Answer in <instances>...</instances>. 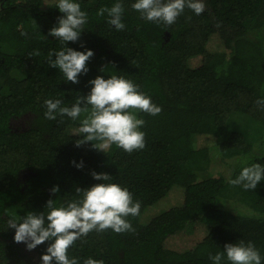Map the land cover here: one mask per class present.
<instances>
[{
    "label": "trees",
    "instance_id": "16d2710c",
    "mask_svg": "<svg viewBox=\"0 0 264 264\" xmlns=\"http://www.w3.org/2000/svg\"><path fill=\"white\" fill-rule=\"evenodd\" d=\"M77 2L88 22L66 47L93 57L72 84L48 64L49 52L62 47L48 36L62 16L57 0H0V264H26L10 220L47 211L49 199L66 205L76 188L103 183L93 171L126 187L141 208L127 218L134 232L93 231L77 240L68 255L79 264L89 257L104 264H212L210 254L240 240L253 242L264 264V180L255 190L228 183L243 167L264 166V110L256 105L264 98V0H203L201 15L185 9L171 26L142 20L131 8L135 0H122L123 31L96 15L116 0ZM35 50L40 55L30 56ZM112 75L132 81L162 108L154 117L136 113L146 121L142 150L76 147L86 114L44 118L46 99L70 107L91 91L90 80ZM24 115L32 117L29 127L15 130L12 120ZM201 228L192 246L171 245ZM49 243L34 249L39 258Z\"/></svg>",
    "mask_w": 264,
    "mask_h": 264
},
{
    "label": "clouds",
    "instance_id": "9594fccd",
    "mask_svg": "<svg viewBox=\"0 0 264 264\" xmlns=\"http://www.w3.org/2000/svg\"><path fill=\"white\" fill-rule=\"evenodd\" d=\"M56 8L62 14L58 23L48 36L60 41L59 51L49 52V67L56 68L63 74L67 82L78 84V77L87 74V64L93 57L91 50L75 51L66 47L68 42H77L84 25L88 22V14L81 10L77 0H57ZM132 10L140 14L147 22L173 25L185 9L199 16L205 11L203 0H135ZM125 12L122 0H116L111 7H100L98 17H107L106 23L116 31H123ZM190 19V17H189ZM27 36V33H21ZM81 47H84L81 44ZM39 50L30 56H39ZM54 57V59H52ZM104 71V69H102ZM91 91L86 96L77 95L71 106L64 105L61 99H46L44 118L50 121L57 116L68 117L75 121L86 114L80 121L78 136L83 139L76 141V147L91 144L92 148L104 153L113 145L126 153L142 150L145 147V133L140 129L146 124L136 113L157 116L162 108L154 104L151 97L140 91L139 86L122 76L112 75L108 79L97 76L89 81ZM256 105L264 110V98L257 99ZM83 168V163L76 165ZM97 183L89 188H76L77 198L65 204H57V200L46 202L47 211L28 212L24 217L10 220L8 227L15 229L14 242L24 243L28 251L50 242L46 253L40 257L42 264H79L78 258H69L68 251L77 240L95 231L100 234L111 229L117 234L134 232L127 219L140 214L141 203L134 201L133 194L116 183H105L111 180L106 173H91ZM264 180V166L254 163L243 167L239 175L229 179L232 186H242L244 190H255ZM60 191L54 186L50 192L55 196ZM262 264L260 251L253 242L240 240L235 244H225L224 250L209 255L212 264ZM83 264H104V261L85 259Z\"/></svg>",
    "mask_w": 264,
    "mask_h": 264
},
{
    "label": "rangeland",
    "instance_id": "374dc122",
    "mask_svg": "<svg viewBox=\"0 0 264 264\" xmlns=\"http://www.w3.org/2000/svg\"><path fill=\"white\" fill-rule=\"evenodd\" d=\"M44 1L49 3V2L54 1V0H44ZM31 118H32L31 115L21 116L19 118H16V119L12 120L11 126L15 130H23V129L29 127ZM249 124L251 125L250 130L254 131L255 130L254 124L251 123V122H249ZM242 126H246L247 127V123L242 122ZM202 141H203V139L200 142H202ZM200 142L198 141L199 144H201ZM227 167L228 166L225 167L226 175H228V171H230L229 169L227 170ZM212 171L217 173L218 168H214V169H212ZM179 197H180V194H179L178 191H175L172 194V198L175 201H180ZM175 201H173V202H175ZM202 232L203 231H202V228H201V230L197 232V233H199L198 236H191V235H186V234L185 235H180L179 237H177L175 239H172L171 245L175 246V247H179L181 249H186V248L192 246L195 243L196 238L200 237ZM19 245H20V248H21L22 256H23V262H25L26 264H40L39 263L40 262V258L36 254L35 250L28 251L27 248H26V245L24 243H19ZM169 246H170V244H169Z\"/></svg>",
    "mask_w": 264,
    "mask_h": 264
}]
</instances>
